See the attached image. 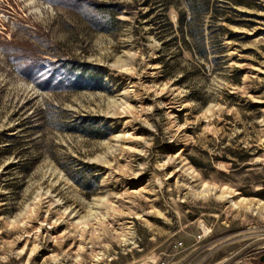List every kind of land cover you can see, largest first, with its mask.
Returning a JSON list of instances; mask_svg holds the SVG:
<instances>
[{
  "label": "rangeland",
  "instance_id": "374dc122",
  "mask_svg": "<svg viewBox=\"0 0 264 264\" xmlns=\"http://www.w3.org/2000/svg\"><path fill=\"white\" fill-rule=\"evenodd\" d=\"M174 1L0 0V264H264V0Z\"/></svg>",
  "mask_w": 264,
  "mask_h": 264
},
{
  "label": "trees",
  "instance_id": "16d2710c",
  "mask_svg": "<svg viewBox=\"0 0 264 264\" xmlns=\"http://www.w3.org/2000/svg\"><path fill=\"white\" fill-rule=\"evenodd\" d=\"M252 1L254 0H184L182 7L177 4V1H174V3L167 2V4H169L177 14V24L174 30L180 33L182 43L188 51L191 52L192 48L194 49L191 42L194 40L197 41V34H201L199 42H194L198 43L200 53L203 55L206 53L207 48L205 43H203V26L205 23L209 26L208 20L218 19L220 22L224 21L228 24H237L236 21L231 20V18L226 15H222L221 12H217L216 7H218L219 4H222L227 7L243 6L249 8L252 5L251 3H253ZM207 14L210 15L206 21L205 16ZM240 14L247 17L250 16L251 13L240 12ZM166 19L167 18H165V20ZM166 22L167 25L172 28L171 23L169 21ZM219 27L226 29V27L221 24Z\"/></svg>",
  "mask_w": 264,
  "mask_h": 264
},
{
  "label": "built area",
  "instance_id": "2783aa9c",
  "mask_svg": "<svg viewBox=\"0 0 264 264\" xmlns=\"http://www.w3.org/2000/svg\"><path fill=\"white\" fill-rule=\"evenodd\" d=\"M176 245L180 246L181 242H177ZM145 264H167V262L163 260L162 258H157L156 256H153L149 258V260H147Z\"/></svg>",
  "mask_w": 264,
  "mask_h": 264
},
{
  "label": "water",
  "instance_id": "95a60500",
  "mask_svg": "<svg viewBox=\"0 0 264 264\" xmlns=\"http://www.w3.org/2000/svg\"><path fill=\"white\" fill-rule=\"evenodd\" d=\"M259 261L264 263V253L259 256Z\"/></svg>",
  "mask_w": 264,
  "mask_h": 264
}]
</instances>
